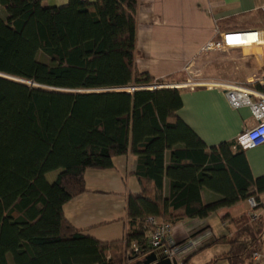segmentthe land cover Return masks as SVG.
I'll use <instances>...</instances> for the list:
<instances>
[{"label":"trees","instance_id":"16d2710c","mask_svg":"<svg viewBox=\"0 0 264 264\" xmlns=\"http://www.w3.org/2000/svg\"><path fill=\"white\" fill-rule=\"evenodd\" d=\"M43 2L0 0V264H142L157 253L150 216L174 225L262 200L264 175L254 176L237 140L207 145L178 114L179 88H146L161 81L136 65L139 0ZM128 153L142 191L128 194L124 237L102 241L64 205L87 191V168ZM204 189L220 198L204 202ZM221 218L236 230L210 245L230 248L202 264L246 263L264 244V215Z\"/></svg>","mask_w":264,"mask_h":264},{"label":"crops","instance_id":"0c3cea01","mask_svg":"<svg viewBox=\"0 0 264 264\" xmlns=\"http://www.w3.org/2000/svg\"><path fill=\"white\" fill-rule=\"evenodd\" d=\"M67 1L50 0L46 5H61ZM262 17L264 0H139L137 68L155 80L181 85L178 88L182 92L183 106L178 114L209 146L236 140L245 129L255 125L256 119L249 106H232L223 87L182 86L190 79L186 67L207 43L220 37L219 32L264 28ZM246 37L241 39H250ZM204 55L206 69L215 82H228L227 73L234 79L264 76V56L257 45L206 50ZM246 154L254 176L264 175V143L246 149ZM137 164L138 156L128 153L115 156L111 168H87L84 173L87 191L64 205L67 219L102 241L122 239L128 220V194L142 191L135 174ZM58 174L55 170L46 177L53 182ZM165 192L169 193V181H166ZM202 198L209 203L218 200L220 195L204 189ZM244 212L249 213L247 201L213 213L221 216L230 213L235 217ZM208 218H186L175 223L173 240L178 243L191 239L192 234L206 227L216 237ZM222 221L227 227L233 225L228 220ZM231 232L229 227L228 234L224 235ZM181 235L184 239L177 241Z\"/></svg>","mask_w":264,"mask_h":264},{"label":"built area","instance_id":"2783aa9c","mask_svg":"<svg viewBox=\"0 0 264 264\" xmlns=\"http://www.w3.org/2000/svg\"><path fill=\"white\" fill-rule=\"evenodd\" d=\"M220 37L207 43L203 49L188 63L186 70L190 75V79L182 86L195 87H223L227 91V97L234 107L249 106L256 119L255 125L245 129L237 137V143L243 149L257 147L264 143V76L261 78L247 79L244 83H239L236 80L228 82H192L191 78H195L203 71L196 69L198 59L205 61L206 50H222L228 47L240 48L247 44L257 45L262 50L264 56V28L230 30L219 32ZM239 38L238 41L229 43L228 37ZM242 36H247L250 39H241ZM230 77V76H229ZM168 86L179 87L181 85L171 84ZM147 87V88H155ZM249 206V216L252 221L258 220L264 215V200H258L255 196L249 197L247 200ZM150 232L148 234V244L150 247L160 249L161 253L157 255L159 258H170L173 264H184L182 256L193 251L197 247L198 238L189 239L187 242L179 244L172 238L173 225L158 216H150ZM210 232V231H208ZM207 233V232H206ZM200 234L204 236V234ZM138 250V249H137ZM160 255V256H159ZM243 264H264V244L256 252L253 253L250 260Z\"/></svg>","mask_w":264,"mask_h":264},{"label":"rangeland","instance_id":"374dc122","mask_svg":"<svg viewBox=\"0 0 264 264\" xmlns=\"http://www.w3.org/2000/svg\"><path fill=\"white\" fill-rule=\"evenodd\" d=\"M48 1H50V0H46L44 4L45 5L48 4ZM258 18L261 19V16H258ZM262 18H263V21H264V17H262ZM200 67H201V69L203 71L201 72V74H199L195 78H191V81L192 82H197V83L198 82H202V83L214 82L215 78H213L211 76L210 72H208V70L206 69L205 61H203L201 59H198V62H197V65H196V69H200ZM209 71H211V70H209ZM226 78H230L229 80H236L238 82V84L239 83H244L245 81H247V79H234V78H231V77H229V73H227V77ZM168 85H171V84L161 81L160 84H153V85H149L147 87H154V86H157L155 88L175 87V86H168ZM119 89L120 90H124V89L125 90H132L131 87L119 88ZM152 89H154V88H152ZM58 171L60 172L61 170H58ZM208 219H209L208 220L209 223L211 224V229L213 230L214 234L217 235V236H222L224 234H228L229 227L232 229V232H234L236 230V226L234 224L230 225L229 227L225 226L223 224L222 219H221V215H219L217 213L211 214ZM173 228H174V225H173ZM206 228H204L202 230H199V231H196L195 233L198 232L196 236H194L193 234L191 235V239L198 238L199 240L197 242V247L193 251H191L189 253H186V254H184L181 257L184 263L189 257H193L192 261L194 263L202 264V263L208 262L213 257H217L220 254H222L223 252L229 250V248H230L229 245H225V244H213V245H210L215 240V237L213 236L212 232L211 231L208 232ZM234 228H235V230H234ZM172 232H173V229H172ZM203 233H206V234H204V236H201V238H199V235L203 234ZM183 239H184V236L181 235V236L177 237L176 240L177 241H181ZM157 252H158V254H160L161 253L160 249H157ZM132 264H135V263L133 262ZM215 264H229V262L227 260H225V259H222V260H219L218 262H216Z\"/></svg>","mask_w":264,"mask_h":264},{"label":"water","instance_id":"95a60500","mask_svg":"<svg viewBox=\"0 0 264 264\" xmlns=\"http://www.w3.org/2000/svg\"><path fill=\"white\" fill-rule=\"evenodd\" d=\"M2 75V74H1ZM16 80H20L25 82L24 80L14 78ZM39 87L47 88L46 86L38 85ZM132 90L136 89L135 87H131ZM55 89V88H53ZM77 91H94V90H83L78 89ZM142 264H173L170 258H159L156 252L151 253Z\"/></svg>","mask_w":264,"mask_h":264},{"label":"snow or ice","instance_id":"6c2138e0","mask_svg":"<svg viewBox=\"0 0 264 264\" xmlns=\"http://www.w3.org/2000/svg\"><path fill=\"white\" fill-rule=\"evenodd\" d=\"M227 39H228L229 43H233V42L238 41V38H234V37H231V36H229Z\"/></svg>","mask_w":264,"mask_h":264}]
</instances>
